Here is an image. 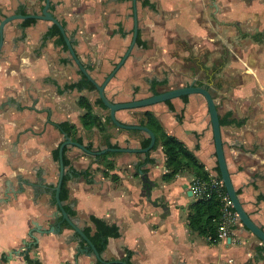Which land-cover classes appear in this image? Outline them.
Masks as SVG:
<instances>
[{
	"label": "crops",
	"instance_id": "obj_1",
	"mask_svg": "<svg viewBox=\"0 0 264 264\" xmlns=\"http://www.w3.org/2000/svg\"><path fill=\"white\" fill-rule=\"evenodd\" d=\"M44 2L0 0V19L15 12L41 13ZM49 10L99 83L127 50L136 22L134 44L104 87L112 101L149 95L153 87L160 92L194 82L209 88L237 195L264 229V0H50ZM83 75L50 20L28 17L5 23L0 48V197L8 187L14 191L0 201V264H110L126 261V249L132 251L133 264H264V242L241 221L216 242L189 227L191 204L199 197L190 188L195 173L183 169L164 178L168 168L161 144L149 150L150 161L146 152L117 151L110 156L114 167L108 173L94 156L64 146L65 172L72 165L90 173L63 180V207L67 202L74 206L76 217L71 218L81 227L85 221L90 224V214L117 225L100 252L108 263L78 249L86 241L66 221L58 232H35V239L29 234L34 220L48 226L57 219L51 216L57 209L54 150L68 134L59 123L70 124V138L90 149L105 146L97 124L82 122L89 119L86 112L98 121L108 113L96 102L97 89L70 86ZM80 96L91 105H81ZM143 108L209 174H217L201 93L119 109L116 116L138 123ZM107 131L118 146H140V138L148 140L116 124L109 123Z\"/></svg>",
	"mask_w": 264,
	"mask_h": 264
},
{
	"label": "water",
	"instance_id": "obj_2",
	"mask_svg": "<svg viewBox=\"0 0 264 264\" xmlns=\"http://www.w3.org/2000/svg\"><path fill=\"white\" fill-rule=\"evenodd\" d=\"M49 4L50 0H45L44 5L42 7L41 13H22V12H15L8 15H5L3 18L0 19V48L3 43V28L6 22L14 19V18H41L50 20L53 24L57 26L59 31L61 32V35L69 49V52L71 54V57L78 65L79 69L83 72V74L93 82L95 85V88L98 91V95L103 101V103L108 108V115L109 120L116 124L117 126L127 128V129H138L143 131L147 137V143L145 146H102L98 149H90L88 148L84 143L73 140L70 138V136L66 133H64V139L60 142L58 146V173H57V180L55 185L53 186L52 192L57 204V209L52 212L51 216L54 218H57L55 222H52L48 226H45L43 224H40L36 220L33 221V227L31 231H29V234L32 235V237L35 239L36 235L35 232H38L39 234H42L44 232H58L62 228L63 221H66L69 226H71L80 236L81 239H84L86 241V244L79 247L82 252L91 255L93 254L100 262L108 263L109 261L103 259L101 253L97 251L95 248L93 242L91 239L86 235V233L83 231L81 225H79L71 216L67 213L65 208L63 207V203L60 197V191L63 184V180L65 178V166H64V158H63V150L64 146L66 145H73L78 147L80 150L92 155L97 156L99 154H102L105 151H132V152H148L155 143V134L153 130L148 127L145 124L141 123H127L119 120L116 116V111L119 109L124 108H139L148 106L150 104H153L155 102L163 101L170 99L172 97H177L186 93L191 92H198L201 93L207 104L208 113L210 117L212 132H213V138H214V147H215V153L217 158V166H218V173L220 178L223 181L224 187L232 201V206L236 210L238 217L242 224L249 229L251 232H253L257 237H259L264 242V229L256 224L249 214L244 209L241 201L239 200V197L236 192L235 185L232 181L230 171L227 166V161L224 155L223 150V144H222V138H221V130H220V121L218 116L217 107L215 105L213 96L209 90V88L205 85H199L194 82L189 83L187 85L182 86H176L169 89H165L160 92H154L149 95L143 96V97H137L132 98L129 100H123V101H112L110 100L104 92V87L106 83L112 78L116 70L122 65L125 58L129 54L132 45L134 44L135 37L137 34V24L135 22L134 26V33L132 37V41L130 42L127 50L124 52V54L121 56V58L115 63V65L112 67V69L106 74L104 79L99 83L97 82L86 70L85 66L82 64L80 59L75 53V50L71 44V40L66 34V31L61 24V22L51 13L49 10ZM14 190L9 189V187L5 191V197H0V201L5 200L7 196L9 195V192H12ZM190 193V192H189ZM124 264H128L125 260H121Z\"/></svg>",
	"mask_w": 264,
	"mask_h": 264
},
{
	"label": "trees",
	"instance_id": "obj_3",
	"mask_svg": "<svg viewBox=\"0 0 264 264\" xmlns=\"http://www.w3.org/2000/svg\"><path fill=\"white\" fill-rule=\"evenodd\" d=\"M222 64V62L219 63V65ZM70 86H76L78 88H89L94 89L95 85L92 81H90L86 76H82L81 79H79L75 83H71ZM156 92L155 88H152V93ZM79 103L81 105H84L86 107H89L91 103L87 100L85 96H80L78 99ZM96 102L100 104L102 107L107 108V106L103 103L100 97L97 98ZM146 107V106H144ZM108 109V108H107ZM139 118L138 123L145 124L148 127H150L154 134H155V143L152 148H155L157 144H161L164 154H165V163L168 168V171L163 174L164 178H171L176 173L183 169H189L192 172L195 173V177H202L207 178L210 174L209 172L204 168V165L197 159L195 154L186 147V145L178 139L175 135L167 132L160 121L156 118V116L153 114L151 110L148 108H143L139 110ZM84 116L86 118L89 117L88 121L86 119H83L82 122L85 126L91 127L93 124H97L99 129L101 130L103 134V138L105 140V146H118L117 143L112 142L109 139L110 133L107 131V126L109 123L112 125H115L109 120L108 113L104 116L103 120L98 121V117L96 115L89 114V112L84 113ZM59 127L62 131L67 132L70 134V127L71 125L66 122H60ZM131 131L140 133L142 135H146L143 133V131L138 129H131ZM147 136V135H146ZM147 143V139L140 138L139 145L145 146ZM88 148H91V145L87 146ZM55 157L58 158V146L54 150ZM117 151H105L102 154H99L97 156H94L96 160L103 164V173H108L109 169L114 167V161L110 159L111 155H114ZM147 160H152L149 155V151L145 153ZM63 158H65V154L63 153ZM69 172H65V178H68V175L76 176V175H83L84 177H87L89 175V170H78L74 168L72 165L68 168ZM217 175L218 173V166L216 167ZM63 184L61 187V191L63 189ZM60 191V192H61ZM64 208L67 211V213L75 218L76 217V210L74 206L70 203H64ZM220 201L219 198L213 194L207 198L205 197H198V199L191 204V208L189 211V227L191 229H194L198 231L201 234H204L209 237L214 235L216 232L217 227V221L218 216L220 215ZM88 219L90 221V224L86 221L82 225L83 231L87 234V236L92 240L94 245L96 246L97 250L101 252L107 242V237L117 232V225L115 223H108L104 219L90 214L88 216ZM127 251V258L126 262L128 264H133L129 260V256L132 253V251L126 249ZM99 262L96 261L95 264H98ZM32 264H37L36 261L32 262ZM110 264H123L119 261H113Z\"/></svg>",
	"mask_w": 264,
	"mask_h": 264
},
{
	"label": "built area",
	"instance_id": "obj_4",
	"mask_svg": "<svg viewBox=\"0 0 264 264\" xmlns=\"http://www.w3.org/2000/svg\"><path fill=\"white\" fill-rule=\"evenodd\" d=\"M191 191L199 197H209L215 194L220 201V215L218 216L216 232L209 235V240L216 242L230 235L233 226L240 222L232 201L224 187L223 181L217 174H210L207 178L194 177L191 182Z\"/></svg>",
	"mask_w": 264,
	"mask_h": 264
}]
</instances>
